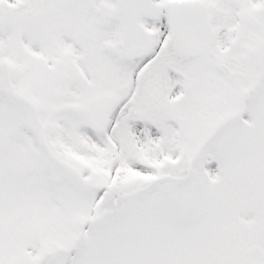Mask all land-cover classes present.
I'll return each mask as SVG.
<instances>
[{
	"label": "snow or ice",
	"instance_id": "1",
	"mask_svg": "<svg viewBox=\"0 0 264 264\" xmlns=\"http://www.w3.org/2000/svg\"><path fill=\"white\" fill-rule=\"evenodd\" d=\"M0 264H264V0H0Z\"/></svg>",
	"mask_w": 264,
	"mask_h": 264
}]
</instances>
